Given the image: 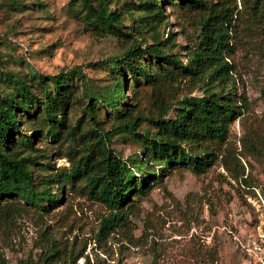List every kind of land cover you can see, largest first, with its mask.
I'll use <instances>...</instances> for the list:
<instances>
[{
    "label": "rangeland",
    "instance_id": "1",
    "mask_svg": "<svg viewBox=\"0 0 264 264\" xmlns=\"http://www.w3.org/2000/svg\"><path fill=\"white\" fill-rule=\"evenodd\" d=\"M107 1L122 13L124 31L137 37L136 0ZM168 2L162 3L168 21L159 33L163 39L168 32L173 34L172 51L186 62L184 48L196 40V32ZM242 15L233 59L235 90L246 99V108L230 125L217 161L202 174L186 168L163 171L161 179L149 182L151 187L137 199L135 210H127L123 220L101 232L109 213L102 203L71 184L43 183L54 179L57 169H70L67 144L50 143L26 128L34 148L40 150L27 149L38 156L32 168L35 186L38 191L49 188L61 201L38 207L22 205L18 199L20 204L0 207L1 263L264 264V29L251 24L246 12ZM131 42L94 28L82 6L72 0H0V51L7 56L4 73L56 75L80 67L92 89L112 87L121 75L133 80L125 68L115 73L112 63ZM131 84L136 93L128 88L127 96L133 95L150 115L154 112L150 88L141 80ZM190 90L187 87L184 93L198 94L197 89ZM125 103L123 99L119 107ZM97 112L106 130L117 123L112 110ZM80 115L74 105L71 122ZM138 132L153 135L155 130L145 122ZM111 145L124 159L142 152L141 143L128 134H116ZM225 155L231 158L232 171L221 161ZM255 246H261L263 253Z\"/></svg>",
    "mask_w": 264,
    "mask_h": 264
},
{
    "label": "trees",
    "instance_id": "2",
    "mask_svg": "<svg viewBox=\"0 0 264 264\" xmlns=\"http://www.w3.org/2000/svg\"><path fill=\"white\" fill-rule=\"evenodd\" d=\"M72 1L82 6L94 28L132 39L112 63L115 73L125 68L134 81L121 75L112 87L92 89L80 67L56 75L4 73L7 56L0 51V207L20 204L18 199L38 207L61 201L49 188L38 191L35 186L32 168L38 156L27 149L40 150L28 128L50 143L67 144L70 169H57L54 179L43 183L71 184L102 203L109 212L101 223L104 232L123 220L127 210H135L149 182L161 179L163 171L186 168L202 174L220 157L230 125L246 108V99L235 90L237 27L246 12L251 24L264 29V0H240L241 8L239 0H169L196 32V40L184 48L186 62L172 51L173 34L160 36L159 28L168 21L165 0H136L140 14L134 39L122 28V13L107 0ZM139 80L150 88V115L126 93L128 88L134 92L131 83ZM187 87L198 94H185ZM74 105L81 115L71 122ZM99 109L113 111L117 123L109 131L98 120ZM145 122L154 128L153 135L138 132ZM121 133L141 143L139 155L124 159L116 154L111 144ZM230 160L228 155L221 160L228 171Z\"/></svg>",
    "mask_w": 264,
    "mask_h": 264
},
{
    "label": "built area",
    "instance_id": "3",
    "mask_svg": "<svg viewBox=\"0 0 264 264\" xmlns=\"http://www.w3.org/2000/svg\"><path fill=\"white\" fill-rule=\"evenodd\" d=\"M255 249L259 252V253H263V249L261 246H255Z\"/></svg>",
    "mask_w": 264,
    "mask_h": 264
}]
</instances>
